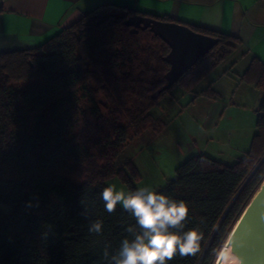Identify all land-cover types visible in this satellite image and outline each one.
Masks as SVG:
<instances>
[{
  "label": "trees",
  "instance_id": "1",
  "mask_svg": "<svg viewBox=\"0 0 264 264\" xmlns=\"http://www.w3.org/2000/svg\"><path fill=\"white\" fill-rule=\"evenodd\" d=\"M137 13L174 21L106 2L37 47L0 52V264H107L105 246L111 255L124 238L131 239L125 229L135 224L134 218L118 205L108 214L99 195L114 172V157H106L101 167L91 166L82 181H73L64 170L90 152L83 139L70 134L78 91H87L92 83L112 104L148 100L137 112L141 119L150 116V106L168 89L152 97L166 83L169 65L163 57L169 47L148 28L131 31L125 20ZM186 25L218 42L176 82L197 95L216 97L212 76L238 40ZM240 79L262 93L248 150L230 165L192 155L157 190L188 205L185 231L203 232L200 252L177 253L167 264H212L214 250L264 180V64L252 60ZM128 186L129 192L137 190ZM83 197L91 202L88 219L81 215ZM3 205L10 211L2 210ZM96 219L103 221L100 235L88 231L89 221Z\"/></svg>",
  "mask_w": 264,
  "mask_h": 264
},
{
  "label": "rangeland",
  "instance_id": "2",
  "mask_svg": "<svg viewBox=\"0 0 264 264\" xmlns=\"http://www.w3.org/2000/svg\"><path fill=\"white\" fill-rule=\"evenodd\" d=\"M239 52L235 48L216 68L212 76L219 92L216 97L197 95L176 82L157 96L148 110L150 116L141 119L137 112L148 100L112 104L89 83L87 91L75 95L70 128L72 136L87 144L89 156L70 161L64 174L82 181L91 166L101 167L112 155L114 172L105 183L127 193L130 183L137 190L164 187L175 177L176 167L195 154L235 163L250 147L262 95L257 86L240 79L250 60ZM1 208L10 211L5 205Z\"/></svg>",
  "mask_w": 264,
  "mask_h": 264
},
{
  "label": "crops",
  "instance_id": "3",
  "mask_svg": "<svg viewBox=\"0 0 264 264\" xmlns=\"http://www.w3.org/2000/svg\"><path fill=\"white\" fill-rule=\"evenodd\" d=\"M106 2L235 36L239 53L264 64V0H0V52L37 47Z\"/></svg>",
  "mask_w": 264,
  "mask_h": 264
},
{
  "label": "clouds",
  "instance_id": "4",
  "mask_svg": "<svg viewBox=\"0 0 264 264\" xmlns=\"http://www.w3.org/2000/svg\"><path fill=\"white\" fill-rule=\"evenodd\" d=\"M99 195L108 214L114 213L117 205H120L135 220V224L125 229L131 239L124 238L114 254L110 255L109 246H105L103 258L107 264H167L177 253L185 257L200 252L203 232L198 228L184 230L189 215L188 205L184 201L173 200L149 187L125 193L111 185ZM81 205V215L88 219L91 202L83 197ZM88 231L95 235L102 234L103 221H89ZM214 258V264H244L236 256L228 239L214 250Z\"/></svg>",
  "mask_w": 264,
  "mask_h": 264
},
{
  "label": "water",
  "instance_id": "5",
  "mask_svg": "<svg viewBox=\"0 0 264 264\" xmlns=\"http://www.w3.org/2000/svg\"><path fill=\"white\" fill-rule=\"evenodd\" d=\"M131 31L149 29L167 43L169 51L163 57L169 67L166 83L153 92L156 98L203 58L218 42V38L194 31L188 25L133 14L125 20ZM236 256L244 264H264V182H262L229 233Z\"/></svg>",
  "mask_w": 264,
  "mask_h": 264
}]
</instances>
